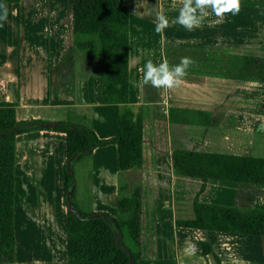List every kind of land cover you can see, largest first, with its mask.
Wrapping results in <instances>:
<instances>
[{
  "label": "crops",
  "instance_id": "obj_1",
  "mask_svg": "<svg viewBox=\"0 0 264 264\" xmlns=\"http://www.w3.org/2000/svg\"><path fill=\"white\" fill-rule=\"evenodd\" d=\"M65 2L71 6V0ZM0 3L8 8L0 27V102L15 104L17 120L70 121L87 126L98 138L113 137L121 106L101 103L100 64L75 59L70 7L58 8V0ZM183 7L184 0H128L127 104L142 112L141 165L119 171L113 143L93 148L73 165L88 200V206L78 208L116 216L117 198L138 184L141 233L136 264H217L214 255L219 264H238L239 252L232 244L243 234L179 228L174 220L192 216L194 196L203 203L264 209V185L209 179L200 189L198 178L171 172L169 155L176 148L197 150V144L208 148L215 143L226 153L204 152L264 158L257 153L259 147L255 154L250 151L253 143H264V82L230 77L238 56L264 57V0H239L238 11L220 15L211 5L197 8L192 0L199 24L191 29L179 22ZM166 49L172 50L174 63ZM181 57L192 61L181 84L169 89L144 83L146 61L158 65L167 60L171 66ZM175 108L208 111L209 125L169 122L168 110ZM260 152L264 156V148ZM14 159L21 225L31 218L36 239L34 248L25 246L23 237L17 241L13 219V260L0 264H65L64 134H18ZM33 185L41 188L40 199ZM202 240L208 241L211 253L201 254Z\"/></svg>",
  "mask_w": 264,
  "mask_h": 264
},
{
  "label": "trees",
  "instance_id": "obj_2",
  "mask_svg": "<svg viewBox=\"0 0 264 264\" xmlns=\"http://www.w3.org/2000/svg\"><path fill=\"white\" fill-rule=\"evenodd\" d=\"M71 19L75 59L100 64V101L121 106L116 116V133L102 139L87 126L75 122L17 120L15 104L0 102V263L10 262L14 256L15 136L31 130L64 134L65 264H136L140 257V186L135 185L127 196L117 198L116 216L84 212L74 199L72 173L73 163L93 148L109 143L116 146L119 171L141 165L142 112L140 108L133 111L127 104L128 0H71ZM237 59L231 78L264 82V57L241 55ZM167 117L169 122L206 128L210 112L175 108L168 110ZM169 158L171 172L198 178L200 189L209 179L264 185V158L183 148L171 150ZM191 213L190 218L175 219V227L264 237V209L203 203L194 196ZM199 247L202 255L212 252L206 240L200 241ZM214 258L219 264V259L215 255Z\"/></svg>",
  "mask_w": 264,
  "mask_h": 264
},
{
  "label": "rangeland",
  "instance_id": "obj_3",
  "mask_svg": "<svg viewBox=\"0 0 264 264\" xmlns=\"http://www.w3.org/2000/svg\"><path fill=\"white\" fill-rule=\"evenodd\" d=\"M43 3V2H42ZM49 3V2H48ZM48 6V4H47ZM56 6L58 8H61V9H64V10H67L71 9V6L70 4H67L65 2V0H58V4H56ZM31 9H33V7H31ZM166 56L167 58L169 59V61L171 63H174V54L172 53V50H169V49H166ZM189 54V53H188ZM178 125H175L174 128H189L190 130H196L198 131L199 129L196 128V127H193V126H178ZM256 137V136H254ZM186 141V139H185ZM217 144L213 143L211 144L210 146H208V148L204 147H200L199 144H197L195 147L197 150H202V151H214L217 150L221 153H226L224 149H221V148H215L217 147L216 146ZM183 147H187V148H191V146H186L184 145ZM251 147V153H254L255 154V151L257 150V147L258 148V151L257 153H259V157H264L263 154H261V150L264 148V143H262L261 145L259 144V146L256 145V143H253V145L250 146ZM75 163H73L74 165ZM64 165V164H63ZM73 167V179H74V199H75V202L77 204V206L79 207L78 204H80V207H86L88 206L87 203H88V200L86 199V196H87V192L85 191V186H82V181H81V178L80 176H76V166ZM62 171H63V166H62V169H61V184H62ZM75 176V178H74ZM16 177V176H15ZM51 181H52V178H51ZM33 187L35 189H37V186H34ZM15 189H16V178H15ZM14 189V190H15ZM40 189H37L38 191V197L40 199V195H42L43 197V194L41 193L40 194ZM52 192V190H51ZM32 194V193H31ZM35 195V193H34ZM26 196V195H25ZM49 198H50V201H53L52 199V194L50 193L49 194ZM57 200V194H56V199H55V202ZM55 204V203H54ZM226 206V205H224ZM21 195L19 193V190L16 189L15 192H14V201H13V219H14V230H15V235H16V240L19 241L21 240V238L23 237L22 239V243L24 241V244L25 246H27L28 248H30V246L32 248H34V243H33V239H36V236L34 234V231H33V228H34V222L33 220H31V218L26 221L27 223L26 226H24V224L21 225V220L23 221L24 218L21 216V213L23 212V209L21 208ZM117 213H115L116 215ZM240 237H238V239H233V244L234 246L237 247L236 250H238V255L237 257L240 259V261L238 262V264H264V237H255V236H249V235H239ZM16 241V243H17Z\"/></svg>",
  "mask_w": 264,
  "mask_h": 264
},
{
  "label": "clouds",
  "instance_id": "obj_4",
  "mask_svg": "<svg viewBox=\"0 0 264 264\" xmlns=\"http://www.w3.org/2000/svg\"><path fill=\"white\" fill-rule=\"evenodd\" d=\"M211 5L217 15L222 11L239 10V0H196L197 8H204ZM196 9L192 7V0H184V7L181 9L179 22L188 29L199 24V19L195 16ZM8 8L4 3H0V27L7 20ZM162 20V18H161ZM159 30V26H158ZM192 61L190 58L181 57L180 62L176 65H169L167 60L154 64L152 60L146 61L142 72L145 84H151L154 88H173L183 82V78L188 74V68Z\"/></svg>",
  "mask_w": 264,
  "mask_h": 264
},
{
  "label": "snow or ice",
  "instance_id": "obj_5",
  "mask_svg": "<svg viewBox=\"0 0 264 264\" xmlns=\"http://www.w3.org/2000/svg\"><path fill=\"white\" fill-rule=\"evenodd\" d=\"M232 2L234 3V0H232Z\"/></svg>",
  "mask_w": 264,
  "mask_h": 264
},
{
  "label": "water",
  "instance_id": "obj_6",
  "mask_svg": "<svg viewBox=\"0 0 264 264\" xmlns=\"http://www.w3.org/2000/svg\"><path fill=\"white\" fill-rule=\"evenodd\" d=\"M69 206V205H68Z\"/></svg>",
  "mask_w": 264,
  "mask_h": 264
}]
</instances>
